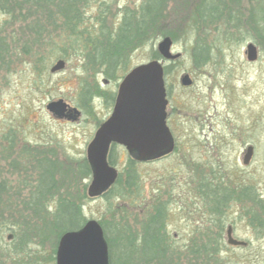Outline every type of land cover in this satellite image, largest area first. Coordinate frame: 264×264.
I'll use <instances>...</instances> for the list:
<instances>
[{"label": "rangeland", "instance_id": "374dc122", "mask_svg": "<svg viewBox=\"0 0 264 264\" xmlns=\"http://www.w3.org/2000/svg\"><path fill=\"white\" fill-rule=\"evenodd\" d=\"M159 1L92 0L85 10L87 27L93 22L99 24L94 31L101 41L109 33L117 39V28L123 19L131 23L130 43L122 46L121 61L126 69L118 70L111 80L96 74L87 57L86 45L80 42L72 46L67 42V35H62L63 22L58 21V26L53 28L41 15L30 14V9L23 16L19 11L12 15L0 11V36L9 47L0 59V264H56L52 257H55L60 236L51 227L56 204L51 201L47 205L48 215L45 216L49 223L36 219L33 212L25 207L32 199L31 183L27 182L28 186L23 187L19 180H32L37 171L11 167L14 160L25 162L21 159L24 150L33 155L40 153L38 158L52 159L64 167L66 173L55 175L60 190L58 194L64 192L74 197L82 206L87 221L96 220L116 228L126 225L122 218L127 216V225L131 229L139 227L141 209L136 205L141 204L140 200L121 203V211L112 213L111 202L105 195L88 196L93 173L86 176L81 166L87 159L88 145L100 124L111 115L114 105L111 96L116 95L125 73L156 60L158 44L166 37L173 41L172 52L181 54L180 59L168 64L171 90L168 127L175 150L161 160L138 163L136 153L117 147L114 158L119 173L124 172L130 159L135 160L143 195L150 199L154 191L159 190L162 200L169 202L168 233L180 245L178 247L189 245L196 235L191 215L192 166L196 159L202 157L206 160L209 156L205 144L211 135L208 133L245 130L259 135L264 143V40L255 33L245 39L233 30L216 33L213 27L199 32L192 30L188 19L201 0H164L158 24L150 27L146 19L145 30L133 29L140 6L144 2ZM240 1L247 19L248 11H253L257 4L235 0L236 4ZM26 15L28 21L23 22ZM31 22L43 26L41 36L29 39ZM197 43L211 47L209 63L197 72L195 87L181 90L185 74L196 73L193 52ZM249 44L258 49L255 62H250L245 54ZM64 48L67 52L61 54L59 49ZM104 49L101 55L105 54ZM60 60L65 61V68L51 73V68ZM104 79L110 82L105 85ZM83 86L94 93L90 113L80 103ZM59 100L78 109L80 116L68 119L50 113L48 104ZM11 128L17 129L10 132L16 135L17 144L13 154L8 156L5 137ZM239 151L231 153L230 157L234 158ZM258 156L264 159V149ZM257 178L264 182V168L261 174L257 173ZM83 194L86 199L82 200L80 196ZM260 218L263 226L259 231L247 225L246 231L240 234L250 243L247 247L224 248L210 258L202 257L197 261L194 258L195 261L186 264H264V215ZM24 234L27 235V243L20 245ZM10 236L13 237L11 241L8 240Z\"/></svg>", "mask_w": 264, "mask_h": 264}, {"label": "trees", "instance_id": "16d2710c", "mask_svg": "<svg viewBox=\"0 0 264 264\" xmlns=\"http://www.w3.org/2000/svg\"><path fill=\"white\" fill-rule=\"evenodd\" d=\"M248 1L250 4L254 2L257 5L253 11H248V18L246 19L241 1L236 4L235 0H201L191 12L188 19L189 26L197 32L200 29L206 30V27H213L212 30L216 33L232 32L233 30L243 39L250 36L251 33H255L264 40V0ZM91 3L92 0H0V11L10 15L19 11L23 16V13L28 12V9H30V14L33 12L36 16L41 15L46 19L48 26L53 28L58 26V21L63 22L61 26L62 35H67V42L72 46L74 44L79 45L80 42L86 45L87 57L91 66L95 67L97 59L102 56L101 51L104 49L105 44V54L118 51L116 54H119L117 55L119 59L123 57L121 55L124 50L122 46L123 44H129L131 40V23L123 19L117 28L118 33L115 35L117 39L109 33L110 35H107V38L103 36L101 41L96 38L97 31H94L95 28L99 27V24L93 22L90 27H87L85 22V10L90 7ZM163 6L164 0L156 3L144 2L139 8L138 21L132 25L133 29H138L141 32L145 30L147 27L145 25L146 19L150 27L155 23L158 24L163 13ZM11 8L14 11H11ZM27 18L26 15L23 22H27ZM29 19L32 20V17ZM208 32L209 30L206 31V34ZM28 33L31 35L29 39L41 36L43 26L37 22H31L28 26ZM27 43L29 42L27 41ZM116 44L118 47H115ZM196 45L194 49L196 52L205 53L211 49V47L199 45L198 43ZM6 49H9V47L6 45L5 39L0 36V59L1 56L3 58ZM59 50L61 54L67 52L65 48ZM154 58L156 60L161 58L158 52L155 53ZM106 76L111 78L114 75ZM93 94L91 89L84 86L80 90L81 106L86 108L88 113L91 112L89 105ZM12 131H17V129H9L5 137L8 145V156L13 154L12 152L17 144L16 135L10 133ZM116 148V146H113L109 153V163L111 165H115L114 154ZM33 154L28 150H24L21 159L25 162L20 163L14 160L11 164V167L15 170L24 169L25 171L28 168H33L37 171L34 179L29 181L19 180V182H22L20 185L22 184L23 187L27 182H30L32 187L30 192L32 199L27 202L25 207L33 212L36 219L49 223L45 216L48 215L46 209L47 205L53 201L56 208L52 214L51 227L57 232V236L61 237L65 232L79 230L87 221L83 215L82 206L74 197H69V194L64 192L58 194L60 190L55 175L64 174L66 170L61 164H57L52 159L38 158L41 157L40 153ZM137 164L135 160L130 159L125 164L124 172L119 174L115 185L105 194L106 199L111 202L110 211L112 213L121 211V203H126L128 200H140L141 202V204L136 205L138 209H141L139 217L142 218V221L138 222L139 227L137 229L133 230L127 225V216L122 218L125 223L127 222L123 227L112 228L107 223L101 222L109 249L110 264H186L187 262L197 261L202 257L210 258L217 254L219 250L209 248L207 243L203 244L202 242L197 245L198 247L193 246L194 239L191 240L189 245L177 246L179 244L168 233L169 202L162 200L159 190L154 191V195L150 199L143 195ZM81 169L86 176L92 175V168L87 159L83 161ZM27 177L30 178V175H27ZM80 197L82 200L86 199L85 194ZM118 203H120V206H117ZM132 203H135V201ZM203 230L206 231L207 228L204 227ZM26 243L27 235L24 234L20 245Z\"/></svg>", "mask_w": 264, "mask_h": 264}, {"label": "water", "instance_id": "95a60500", "mask_svg": "<svg viewBox=\"0 0 264 264\" xmlns=\"http://www.w3.org/2000/svg\"><path fill=\"white\" fill-rule=\"evenodd\" d=\"M1 7V5H0ZM173 41L166 37L158 44L163 60H176L180 54L172 52ZM250 62L258 59L254 44L247 46ZM163 60H153L133 68L120 84L111 117L97 130L87 148V160L92 168V182L88 196L95 198L111 189L119 176L109 164L108 154L113 143L124 146L129 153H136L139 161H153L172 153L173 136L167 124L168 100L164 81ZM65 61H58L51 73L65 68ZM188 75L181 80L183 86L191 85ZM47 110L59 118L74 119L80 111L63 100L48 104ZM230 244L248 246L232 238ZM56 264H110L109 249L101 224L89 220L82 229L66 232L60 239Z\"/></svg>", "mask_w": 264, "mask_h": 264}, {"label": "flooded vegetation", "instance_id": "af4514ba", "mask_svg": "<svg viewBox=\"0 0 264 264\" xmlns=\"http://www.w3.org/2000/svg\"><path fill=\"white\" fill-rule=\"evenodd\" d=\"M115 47H118V45L116 44ZM116 53L118 51L99 56L95 67H93L96 74L105 76L114 75L118 70L126 69L125 66H122L123 62L121 60L123 58L119 59L117 56L119 54ZM210 53L193 52V59L195 58L196 60H193V62L197 67L196 73L185 74L189 76L192 83L189 86L181 84V90H189L195 87L197 72L203 70L204 66L209 63L210 59L208 60V55ZM245 54L247 56V52ZM180 58L181 54L178 59ZM178 59L169 61L162 59L164 62V81L168 100L167 123L171 115L169 111L171 90L168 84L170 67H168V64L174 63ZM129 71L125 73V76ZM111 78L109 77L108 79L111 80ZM109 80L104 79V84L107 85L110 82ZM119 87L120 84L118 91ZM118 91L116 95L111 96L114 105ZM89 110L91 109L89 108ZM104 122L100 124L99 128ZM209 134L211 135L205 142L209 156L206 160L202 157L196 159L192 166L190 190L191 215L194 220V234H196L194 235L192 245L198 247L197 245L203 242L207 243L209 248L218 250L224 248H245L243 246L232 245L229 241L232 238L238 242H247L240 235L243 231H246L247 225L257 231L263 226V219L260 217L264 215V182L257 178V173L261 174L264 168V159L258 156L263 152L264 143L259 135L246 132L245 130L220 131ZM113 146L122 147L113 143L110 149ZM236 150H240L239 153L234 158H231V153L236 152ZM167 156L165 155L157 160H161ZM137 162L149 163L152 161L138 160ZM114 167L116 166L114 165ZM2 188L5 190V185ZM204 227L207 228L206 231L203 230ZM12 238L10 236L8 240L11 241ZM56 255L57 250L55 257H53L55 262Z\"/></svg>", "mask_w": 264, "mask_h": 264}]
</instances>
